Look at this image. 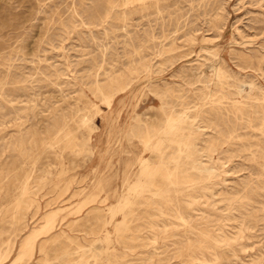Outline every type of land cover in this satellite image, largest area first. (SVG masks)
<instances>
[{"label": "rangeland", "instance_id": "374dc122", "mask_svg": "<svg viewBox=\"0 0 264 264\" xmlns=\"http://www.w3.org/2000/svg\"><path fill=\"white\" fill-rule=\"evenodd\" d=\"M220 66L230 75L224 87L230 89L223 98L225 104L239 101L243 114L216 116L208 111L197 123V146L204 157L212 152L213 173L208 175L213 178L208 176L192 193L171 190L168 197L153 195L150 204L138 202L128 217L130 229L122 230L119 238L114 223L123 214L112 215L110 209L137 179L141 159L151 155L137 134L145 129L144 123L153 127L163 124L173 111L192 110L200 104L208 109L215 97L209 91L222 92L218 80L212 78ZM122 86L124 90L119 91ZM239 87L245 91L239 93ZM105 91L115 92L110 105ZM263 93L264 0H0V231L10 228L6 234L1 231L0 238L12 234L17 223L22 227L20 241L43 223L48 210L60 206L57 226L50 234L41 235L39 242L63 229L66 236L58 241L73 249L71 257L75 259L83 251L81 247L96 243L106 249L103 264L116 260L115 264H218L215 255L222 254L212 244L204 255L199 253L200 263L175 255L186 247L187 234L198 245L201 237L197 229H205L231 243L240 255V264H263ZM64 119L74 127L67 139L55 141L41 152ZM70 139L75 143L73 148L65 146ZM206 147L216 148L208 152ZM25 169L31 171L33 185L31 194L23 197L26 200L21 198L19 208L13 193ZM190 170L200 174L197 169ZM144 194L152 196L151 191ZM178 212L184 222L177 217ZM108 219L111 222L107 224ZM187 222L196 231H188ZM105 231L109 240L102 236ZM90 254L88 251L86 257L93 263L95 258ZM43 255L37 251L34 260L26 264H43Z\"/></svg>", "mask_w": 264, "mask_h": 264}, {"label": "bare ground", "instance_id": "6f19581e", "mask_svg": "<svg viewBox=\"0 0 264 264\" xmlns=\"http://www.w3.org/2000/svg\"><path fill=\"white\" fill-rule=\"evenodd\" d=\"M226 29V28H225ZM179 31V30H178ZM175 33V32H174ZM232 34V33H231ZM205 40V39H204ZM231 43V42H230ZM205 44V43H204ZM215 48V47H214ZM180 49V48H179ZM206 50V49H205ZM168 51V50H167ZM155 54V53H154ZM212 54V53H211ZM133 56V55H132ZM195 56V55H194ZM159 57V56H158ZM215 57V56H214ZM209 59V58H208ZM207 59V60H208ZM160 64V63H159ZM142 65V64H141ZM147 65V64H145ZM150 65V64H149ZM216 66V65H215ZM11 67V66H10ZM136 68V67H135ZM142 68V67H141ZM144 68V67H143ZM170 68V67H169ZM146 69V68H144ZM148 69H149V66H148ZM216 69V70H215ZM214 69V76L218 81H216V83H218L220 86H221V89L222 92L221 93H213L212 92V89L213 87H209V89H211L209 92L211 93V95H215L214 98H211L210 100V104H209V107L208 109H206L204 107L203 104H200V102H198L200 105L198 106H195L194 109H184L182 107V110L181 112H178V113H175L173 110V112L167 114V116L165 117V120L163 121V124L161 123V125L157 124L158 126H155L153 127V125L151 124H148V123H144L145 124V129L137 134V136L140 137L142 143H143V146L144 148H146L147 150H149V153L151 151V155L149 156H144L142 159H141V162H140V170L138 171V176L136 177L137 179L132 183L130 184L129 186V189H125V191H123L122 195L120 196L119 200L117 201V203H114V206L111 207L110 211L112 213V215L116 214V212L118 213L119 211L123 214L122 216V219H119L117 221H115L116 223L115 224V228H116V233H118L120 236L119 238L122 236L121 235V231L125 230L126 229H130V226H129V223L128 221H130V219L128 218L129 215L133 214V211L135 207V205L142 201L143 203H145L144 201H146V203L148 202H152L151 199H153V195H160L162 194L163 196L165 197H168L166 196V193L171 191V190H174V191H180V192H190L192 193V191L196 188V186L204 181L205 179H207V177L209 176L208 174H211L213 173V166L210 164V161H211V158L213 157L212 155V152H209L214 150V148L216 147H213V149H211L212 147H206L208 149V154H206L207 157H204L205 154H202L200 152V149L198 148L197 146V141H196V138L198 137V132H199V128H200V125H198V121L200 120V117L206 112L208 113V111L211 112H215V114H217L216 116H219V115H230L232 112V114H236V115H239V114H243V109L242 107L239 105V101L238 102H234L231 104V106L225 104V101H224V97L227 98L230 91V89L226 88V90H224V87L226 85V80H227V77L230 76V75H227V72L220 66V67H216ZM132 70V69H131ZM142 70V69H141ZM135 71V70H134ZM144 71V70H143ZM150 71V70H149ZM132 72V71H131ZM140 72V71H139ZM130 73V72H129ZM131 74V73H130ZM121 77V75H120ZM130 77V76H129ZM128 77V78H129ZM234 77V75H233ZM211 78V77H210ZM233 79V78H232ZM122 80V79H121ZM199 80V79H198ZM208 80V79H207ZM206 80V81H207ZM213 80V79H212ZM111 81V80H110ZM116 82H118L116 80ZM150 82V81H149ZM200 82V81H199ZM210 82V81H209ZM238 82H240V80H238ZM255 82V81H253ZM112 83V82H110ZM207 83V82H206ZM228 83V82H227ZM115 84V83H114ZM119 84V82H118ZM117 84V85H118ZM122 84V83H121ZM229 84V83H228ZM227 84V85H228ZM116 85V86H117ZM126 85V83H125ZM226 85V86H227ZM112 86V85H111ZM131 86V85H130ZM204 86V85H203ZM100 90L102 89V87L100 85L97 86ZM96 87V88H97ZM110 87V86H109ZM115 87V86H114ZM206 87V86H205ZM208 87V86H207ZM216 87V86H214ZM219 87V86H217ZM231 87V86H230ZM248 87V86H247ZM105 88V87H104ZM116 88V87H115ZM170 88V87H169ZM252 88V87H251ZM256 88V87H255ZM114 89V88H113ZM123 89L124 90V86H122L119 91ZM167 89V88H165ZM171 89V88H170ZM206 89V88H205ZM208 89V88H207ZM206 89V91H207ZM216 89H219V88H216ZM215 89V90H216ZM112 90V89H111ZM115 90V89H114ZM118 90V89H116ZM202 90V89H201ZM235 90V89H234ZM238 92L239 93H242L243 91H245L243 88L239 87L238 89ZM253 90V89H252ZM169 91V90H167ZM214 91V90H213ZM219 90H216L214 92H218ZM247 91V90H246ZM255 91V90H254ZM98 92V91H97ZM100 92V91H99ZM102 92V91H101ZM105 92H108V91H105ZM114 91H111V93L109 94H105L104 93V98H105V101L108 103V105L111 104L112 102V98L115 94L112 93ZM118 92V91H117ZM166 92V91H165ZM252 92V91H251ZM263 92V91H262ZM205 93V92H204ZM207 93V92H206ZM248 93V92H247ZM102 94V93H101ZM238 94V93H236ZM245 94V93H244ZM264 94V93H263ZM164 95V94H163ZM201 95V93H200ZM208 95V94H207ZM206 95V96H207ZM246 95V94H245ZM261 95V94H260ZM199 96V94H198ZM240 96V95H239ZM243 96V95H242ZM259 96V95H257ZM205 97V96H204ZM212 97V96H211ZM250 97V96H249ZM255 97V96H253ZM132 98V97H131ZM209 98V97H208ZM245 98V97H244ZM129 99V98H128ZM200 99V98H199ZM203 99V98H202ZM166 100V99H165ZM197 100V99H196ZM201 100V99H200ZM242 100V99H241ZM256 100V99H255ZM198 101V100H197ZM183 102V101H182ZM181 102V103H182ZM204 102V101H203ZM209 102V100H208ZM190 103V102H189ZM188 103V104H189ZM196 103V102H195ZM238 103V104H237ZM242 103V102H241ZM258 103V102H257ZM230 104V103H229ZM251 104V103H250ZM172 105V104H171ZM174 105V104H173ZM249 105V104H248ZM136 106V105H135ZM165 106V105H164ZM194 106V105H193ZM112 107V106H111ZM169 107V106H168ZM257 107V106H256ZM255 107V108H256ZM260 107V106H259ZM263 107V106H262ZM162 109V108H161ZM168 109V108H167ZM171 109V107H169V110ZM174 109V107H173ZM181 109V108H180ZM175 110V109H174ZM179 110V108L177 109ZM255 110V109H254ZM263 110V109H262ZM163 111V109H162ZM180 111V110H179ZM248 111V110H247ZM260 111V108L259 110ZM164 112V111H163ZM257 112V111H256ZM261 112V111H260ZM249 115V114H248ZM208 116V114H207ZM242 116V115H241ZM231 117V116H229ZM119 118V117H118ZM136 118V117H135ZM140 118V116H139ZM235 118V117H234ZM241 118V117H240ZM142 119V118H141ZM164 119V118H163ZM202 119V118H201ZM231 119V118H230ZM242 119V118H241ZM143 120V119H142ZM140 120V121H142ZM213 120V119H212ZM229 120V118H228ZM227 120V123H229L230 121ZM235 120V119H234ZM237 120V119H236ZM240 120V119H239ZM261 120V119H260ZM263 120V119H262ZM87 121H88V118H85L83 119V122L84 124L86 123L87 124ZM116 121V120H115ZM126 121V120H125ZM124 121V122H125ZM138 121V120H137ZM202 121V120H201ZM204 122V121H203ZM202 122V123H203ZM208 122V121H206ZM212 122V121H211ZM262 122V121H261ZM137 123V122H136ZM160 123V121H159ZM241 123V122H240ZM125 124V123H124ZM140 124V123H139ZM137 124V126L139 125ZM142 124V123H141ZM210 124V122H209ZM215 124V123H213ZM231 124V123H230ZM245 124V123H244ZM253 124V123H252ZM82 125V124H81ZM135 125V124H134ZM225 125V124H224ZM85 126V125H84ZM215 126V125H214ZM244 126V125H243ZM246 126V125H245ZM87 127V126H86ZM121 127V125H120ZM217 128H219L218 126H216ZM226 127V126H225ZM74 128V127H73ZM73 128L70 126L69 122L64 119L63 123L61 124V126L59 127L58 129V132L57 134L54 136V138L50 141L47 142V144H43V146L41 147V152L45 151L48 147L50 146H53L52 144H55L54 142L55 141H58V140H62V142L64 141L62 138H66L67 136H69V134L71 133V131L73 130ZM88 128L90 130H93V127L89 124L88 125ZM117 128V127H116ZM119 128V127H118ZM131 128V127H130ZM136 128V127H135ZM140 128V127H139ZM215 128V127H214ZM223 128V127H222ZM227 128V127H226ZM225 128V129H226ZM232 128V127H231ZM230 128V129H231ZM253 128V127H252ZM88 129V130H89ZM204 129V128H203ZM224 129V128H223ZM233 129V128H232ZM264 129V128H262ZM123 130V129H121ZM131 130V129H130ZM138 131V129H136ZM141 130V129H140ZM217 130V129H216ZM235 130V128H234ZM254 130V129H253ZM78 131V130H77ZM116 131V130H115ZM127 130H125L126 132ZM129 131V130H128ZM207 131V130H206ZM212 131H214V129H212ZM224 131V130H223ZM76 132V131H75ZM124 132V133H125ZM136 132V131H135ZM140 132V131H139ZM220 132V130H219ZM217 133V132H216ZM262 133V132H261ZM127 134V133H126ZM136 134V133H135ZM134 134V135H135ZM228 134V132L226 133ZM217 137H218V134H216ZM72 136V134H71ZM127 136V135H126ZM136 136V135H135ZM213 136V135H212ZM229 136L230 133H229ZM233 136V135H232ZM239 136V135H238ZM76 137V136H75ZM89 137V136H88ZM130 137V136H129ZM208 137V136H207ZM69 138V137H68ZM73 138V137H72ZM83 138V137H82ZM91 138V136H90ZM120 138V137H119ZM123 138V137H122ZM219 138H221V135L219 136ZM232 138V137H231ZM237 138V137H236ZM235 138V139H236ZM240 138V136H239ZM67 139V138H66ZM75 139V138H74ZM77 139V138H76ZM79 139V138H78ZM84 139V138H83ZM129 139V138H128ZM139 139V138H138ZM204 139V138H203ZM223 139H226V138H223ZM263 139V138H262ZM88 140V139H87ZM130 140H132L130 138ZM211 140V139H210ZM216 140V139H215ZM241 140V139H240ZM46 141V140H45ZM85 141V140H84ZM90 141V140H89ZM105 141V140H104ZM112 141V140H111ZM140 141V140H138ZM140 141V142H141ZM213 141V140H212ZM217 141V140H216ZM235 141V140H234ZM238 141V140H237ZM248 141V140H247ZM246 141V142H247ZM263 141V140H262ZM61 142V141H60ZM83 142V141H81ZM118 142V141H117ZM222 142V141H221ZM232 142V141H231ZM253 142V141H252ZM58 143V142H57ZM86 143V141H85ZM110 143V141H109ZM212 143V142H211ZM209 143V144H211ZM235 143V142H233ZM249 143V142H248ZM247 143V144H248ZM254 143V142H253ZM90 144V143H89ZM120 144V143H119ZM217 144V143H216ZM255 144V143H254ZM85 145V144H84ZM229 145V144H228ZM232 145V144H231ZM246 145V144H245ZM65 146H70L71 148H73L75 146V143H73V140H69ZM82 146V145H81ZM80 146V147H81ZM201 146V145H200ZM209 146V145H208ZM211 146V145H210ZM215 146V145H214ZM230 146V145H229ZM243 146V145H242ZM257 146V144L255 145ZM245 147V146H244ZM250 148L252 146H249ZM248 147V149H249ZM258 147V146H257ZM85 149H87L85 146H84ZM93 148V147H92ZM172 149V150H168V149ZM201 148V147H200ZM205 148V147H204ZM232 148V147H231ZM49 149V148H48ZM47 149V150H48ZM82 149V148H81ZM89 149V147H88ZM225 149V148H224ZM260 149V148H259ZM262 149V148H261ZM90 150V149H89ZM106 150V149H105ZM206 150V149H205ZM227 150V148L225 149V151ZM236 150V149H235ZM244 150V149H243ZM245 150L247 151V149L245 148ZM255 150V149H253ZM91 151V150H90ZM230 151V150H229ZM251 151V149H250ZM40 152V153H41ZM94 152V148H93V151L91 153V155L93 154ZM233 152V151H232ZM221 153V152H220ZM231 153V151H230ZM235 153V152H233ZM238 153V152H237ZM262 153V152H261ZM62 153H60L61 155ZM223 154V153H222ZM227 154V153H226ZM225 154V155H226ZM263 154V153H262ZM261 154V155H262ZM40 154H38L39 156ZM103 155V154H102ZM259 156V155H258ZM263 156V155H262ZM36 157V156H35ZM154 157L156 159H154ZM223 157V155H222ZM229 157V156H228ZM233 157V155H232ZM224 158V157H223ZM100 160V159H99ZM263 160V159H262ZM220 161V160H219ZM215 162V161H213ZM264 162V160H263ZM35 164V161L33 162ZM128 163V162H127ZM262 163V162H261ZM24 164V163H23ZM62 164V162H61ZM117 164V163H116ZM263 164V163H262ZM32 165V164H31ZM223 165V164H222ZM259 165V164H258ZM78 167V166H77ZM76 167V168H77ZM263 167V166H261ZM190 168H194V169H197L198 172L200 174H197L195 175L194 172H192L190 170ZM94 169V168H93ZM196 170V171H197ZM15 171V170H14ZM16 172V171H15ZM218 172V170L216 171ZM12 174V173H10ZM14 174V173H13ZM66 174V173H65ZM16 175V174H15ZM31 171L28 170V169H25L24 171V176L22 178V180L20 181V183L17 185V190L13 193L14 195H17V198H18V201H16V204L19 208L20 205H21V198H23L24 196H27L29 194H31V187H32V183H31ZM45 175V174H44ZM216 175V174H215ZM6 176V175H5ZM212 176V174H211ZM209 176L210 178H213ZM59 177V176H58ZM208 177V178H209ZM74 180V178H72ZM17 180V179H16ZM126 180V179H125ZM129 181V180H127ZM210 181V180H209ZM50 182V180H49ZM212 182V181H211ZM1 183V182H0ZM13 183V182H12ZM37 183V182H36ZM128 183V182H127ZM32 184V185H31ZM15 185V184H14ZM35 185V184H34ZM98 185V184H97ZM41 186V185H40ZM99 186V185H98ZM208 186V185H206ZM73 187V186H72ZM156 187V190H154L153 188ZM203 187V186H202ZM9 188V187H8ZM68 188V187H67ZM82 188V187H81ZM80 188V189H81ZM114 188V187H113ZM62 189V188H61ZM35 190V189H34ZM82 190V189H81ZM154 190V191H153ZM7 191V190H6ZM92 191V190H91ZM90 191V192H91ZM98 191V190H97ZM145 191H151L152 192V196H149V195H146L144 194ZM204 191V190H203ZM83 192V190H82ZM125 192V193H124ZM175 192V193H177ZM74 193H77V192H74ZM79 193V191H78ZM100 193V192H99ZM121 193V192H120ZM80 194V193H79ZM89 194V193H88ZM181 194V193H180ZM6 195V194H5ZM107 195V194H105ZM189 196V194H187ZM237 195V194H236ZM7 196V195H6ZM95 196V194H94ZM92 196V198L94 197ZM98 196V195H97ZM101 196V195H100ZM196 196V195H195ZM91 197V195L89 196ZM89 197H87L89 199ZM157 197V196H155ZM177 197V196H176ZM193 197V196H191ZM16 198V199H17ZM27 198V197H25ZM23 198V200L25 199ZM107 198V197H106ZM185 198V196H184ZM188 198V197H187ZM196 198V197H194ZM34 199V198H33ZM95 199V197L93 198ZM241 199V198H240ZM26 200V199H25ZM29 201V199H27ZM32 200V199H31ZM35 200V199H34ZM92 200V199H91ZM104 200V199H103ZM102 200V201H103ZM164 200H167L166 198ZM230 200V199H229ZM27 201V202H28ZM86 201V200H85ZM89 201V200H88ZM87 201V202H88ZM93 201V200H92ZM101 201V200H100ZM169 201V200H168ZM179 201V200H178ZM191 201V200H190ZM194 201V200H193ZM26 202V201H24ZM26 202V203H27ZM162 202V201H161ZM167 202V201H166ZM170 202H172L170 200ZM186 202V201H185ZM189 202V201H188ZM192 202V201H191ZM6 203V202H5ZM11 203V202H10ZM24 203V204H26ZM80 203V202H79ZM83 203V202H82ZM28 204V203H27ZM26 204V205H27ZM150 204V203H148ZM177 204V203H176ZM4 205V204H3ZM9 205V204H7ZM71 205V204H70ZM82 205V204H81ZM100 205V204H99ZM160 205V204H159ZM171 205V204H170ZM65 206V205H64ZM76 206V205H75ZM96 206V205H94ZM108 206V205H107ZM106 206V207H107ZM152 206V205H151ZM173 206V205H172ZM178 206V205H177ZM1 207V206H0ZM70 207V206H69ZM109 207V206H108ZM107 207V208H108ZM149 207V206H148ZM7 208V206H6ZM17 208V207H16ZM27 208V207H26ZM64 210L66 207H63ZM74 208V207H73ZM82 208V207H81ZM90 208V207H89ZM97 208V207H96ZM138 208V207H137ZM161 208V207H159ZM170 208V207H169ZM198 208V207H197ZM68 209V207H67ZM66 209V210H67ZM171 209V208H170ZM177 209V208H176ZM14 210V209H13ZM16 210V209H15ZM63 210V211H64ZM71 210V209H70ZM73 210V209H72ZM77 210V209H76ZM154 210V209H153ZM166 210V209H165ZM69 211V210H68ZM162 211V210H160ZM174 211V210H173ZM176 211V210H175ZM174 211V212H175ZM14 212V211H13ZM22 212V211H21ZM62 212V208L60 206L56 207V208H53V209H50L48 210L45 215H44V221L43 223L39 226V227H32L33 229H31L28 233H26V235L24 237H22V239L19 241L18 240V236H19V232L21 230L22 227H20L19 225H17V223L14 225V229H13V233L11 234H7L8 236L5 237V238H0V264H26L28 262H31L34 260L35 256H36V253L37 251H40L43 255V257L41 256V260L43 262V264H74L75 262H84L85 264H97L98 260H101V263L103 264L104 261H102V259L104 258V255H105V250L104 249L105 247L103 246H100V245H97L96 243H94L93 245H91L90 247H81L80 245V249H83V251L80 253V256L78 259H75V258H72V254L73 253V249L71 250L70 247H63L60 245L59 243V238L60 236H64L65 235V230L61 229V232L59 230V234H55L53 236H50V238L48 239H51V243L52 245H49L48 244V239L42 241V242H39L40 240V237L41 235L43 234H50V231H52L57 225H56V219L59 215V213ZM71 212V211H70ZM135 212V211H134ZM148 212V211H147ZM189 212V211H188ZM16 213V212H15ZM15 213L13 215H15ZM69 213V212H68ZM172 213V212H171ZM26 214V213H25ZM166 214V212H165ZM163 213V215H165ZM173 214V213H172ZM24 215V214H23ZM107 215V214H106ZM111 215V216H112ZM137 215V214H136ZM167 215V214H166ZM189 215V214H188ZM195 215V214H194ZM65 216V215H63ZM158 216V215H157ZM174 216V215H173ZM114 217V216H113ZM176 217V216H175ZM177 217L181 218L180 220H186L183 216V214L181 212H178V215ZM188 217V216H187ZM199 217V216H198ZM63 217H61L62 219ZM79 218V217H78ZM106 218V217H105ZM111 218V217H110ZM170 218H173L172 216ZM195 218V217H194ZM18 219V218H17ZM112 219V218H111ZM111 219L107 220L106 223L108 224L109 222H111ZM175 219V218H174ZM173 219V220H174ZM196 219H197V216H196ZM203 219V217H202ZM19 220V219H18ZM17 220V221H18ZM23 220V218H22ZM139 220V219H138ZM168 220V219H167ZM244 220V219H243ZM12 221V220H11ZM21 221V220H20ZM153 221V220H152ZM159 221V220H158ZM176 221H178V219H176ZM183 221V222H184ZM174 222V221H173ZM181 222V221H180ZM203 222V220H202ZM85 223V222H84ZM156 224V222H154ZM163 223V222H162ZM161 223V224H162ZM177 223V222H176ZM96 224V223H94ZM105 224V223H104ZM138 224V223H137ZM158 224V223H157ZM180 224V223H179ZM187 226H188V231H196L194 229H197L195 228L192 224L188 223L187 222ZM199 224V223H198ZM217 224V223H216ZM29 225V224H28ZM151 225H153L151 223ZM159 225V224H158ZM164 225V224H163ZM167 225V223H166ZM165 225V226H166ZM171 225V223L169 224ZM181 225V224H180ZM178 225V226H180ZM185 225V223L183 224ZM182 225V226H183ZM214 225V224H213ZM73 226V225H72ZM113 226V225H112ZM157 225H155L156 227ZM162 226V225H160ZM212 226V225H211ZM2 227V226H1ZM152 227V226H151ZM154 227V226H153ZM170 227V226H169ZM177 227V226H176ZM28 228V227H27ZM114 228V226H113ZM157 228V227H156ZM164 228H167V227H164ZM175 227H173L174 229ZM179 228V227H178ZM216 228H219L217 227L216 225ZM3 229V228H2ZM1 229V231H3ZM10 229V228H8ZM8 229L6 231H8ZM102 229V227H101ZM152 229V228H151ZM159 229V228H157ZM162 229V228H161ZM221 229V228H220ZM5 230V229H4ZM106 230V229H105ZM108 230V229H107ZM132 230V229H131ZM130 230V231H131ZM166 230V229H165ZM171 230V229H170ZM0 231V232H1ZM6 231H3L4 233ZM118 231V232H117ZM153 231V229H152ZM185 231V230H184ZM188 231L186 233H188ZM240 231V230H239ZM237 231V233L239 232ZM103 232V231H102ZM108 232V231H105V233ZM114 232V231H113ZM134 232V231H133ZM197 232L199 234V236L201 237V240L199 242L198 245H195L194 243V239L191 238L189 236V234H187V238H188V242L186 244V247L184 249H181L180 250L178 249L176 254L175 255H183V256H186L185 258H188V259H196L198 260L200 257L199 253L204 255L205 254V250L208 249L210 247L209 244H212L214 245V247H217L219 250H220V253L222 254V256H219V254L215 255V259L217 260L218 264H240L238 259L240 258V255L238 254V252L235 250V248L233 247V245H231V243L229 244L227 240L225 239H219L217 237H214L210 231L208 230H205V229H197ZM56 233V232H54ZM124 233V232H122ZM154 233V232H153ZM176 233V232H175ZM222 233V232H221ZM224 233V232H223ZM228 233V232H227ZM241 234L242 231L240 232ZM6 234V233H5ZM99 234V233H98ZM109 234V233H108ZM106 233V235H102L104 236L103 238L104 239H108L109 240V235ZM174 234V233H173ZM177 234V233H176ZM175 234V235H176ZM233 234V233H232ZM240 234V235H241ZM153 235V234H152ZM180 235V234H179ZM224 235V234H223ZM227 235V234H226ZM229 235H231L229 233ZM236 235V233L234 234ZM3 236V235H2ZM21 236V235H20ZM66 236V235H65ZM98 236V235H97ZM118 236V235H117ZM169 236V235H168ZM166 236V237H168ZM195 236V235H193ZM225 236V235H224ZM222 236V237H224ZM228 236V235H227ZM133 237V236H131ZM135 237V236H134ZM232 237V235H231ZM65 238V237H64ZM68 238L70 239V241L73 240V238L70 236H68ZM136 238V237H135ZM152 238V237H151ZM157 238V237H156ZM155 238V239H156ZM172 238V237H171ZM170 238V239H171ZM175 238V237H174ZM198 238V237H197ZM225 238V237H224ZM45 239V238H44ZM67 239V238H66ZM102 238H97L96 240H101ZM103 239V240H104ZM112 239V238H111ZM137 239V238H136ZM181 239V237H180ZM194 241H193V240ZM200 239V238H199ZM42 240V239H41ZM116 240V239H115ZM118 240V239H117ZM148 240V239H147ZM154 240V239H152ZM66 241V240H65ZM69 241V240H68ZM76 241V240H75ZM156 241V240H155ZM174 241V240H173ZM176 241V240H175ZM103 242V241H102ZM150 242V241H149ZM172 242V241H171ZM179 242V241H178ZM177 242V243H178ZM40 243V244H39ZM148 243V241H147ZM146 243V244H147ZM174 243V242H173ZM177 243L176 245L174 246H177ZM63 244V243H62ZM142 244V243H141ZM166 244V243H165ZM164 244V245H165ZM64 245V244H63ZM78 245V244H77ZM182 245V244H181ZM161 246V245H160ZM163 246V244H162ZM167 247V246H166ZM178 247V246H177ZM164 248V247H162ZM175 248V247H173ZM211 248V247H210ZM109 249V248H107ZM166 249V248H164ZM163 249V250H164ZM198 249H200L198 251ZM78 250V249H77ZM162 250V251H163ZM264 250V249H263ZM90 251L91 254L94 256L95 258V261L92 263L91 261H89V259H87L86 255H87V252ZM161 251V250H160ZM77 252V251H76ZM171 252V251H170ZM169 252V253H170ZM172 252H175V251H172ZM214 252V251H212ZM264 252V251H263ZM110 253V252H108ZM168 253V252H167ZM208 253V251H207ZM78 254V253H77ZM76 254V255H77ZM90 254V255H91ZM174 254V253H173ZM264 254V253H263ZM107 255V254H106ZM170 255V254H169ZM260 255V253H259ZM72 256V257H71ZM110 256V255H109ZM107 256L106 259H110V257ZM161 256V255H159ZM210 256V255H209ZM260 256H263V255H260ZM92 257V256H91ZM115 257V256H114ZM163 257V256H162ZM167 257V256H166ZM175 257V256H174ZM223 257V258H222ZM259 257V256H258ZM146 258V257H144ZM152 258V257H151ZM176 258V257H175ZM250 258V257H249ZM255 258V257H254ZM254 258H252L254 260ZM262 258V257H261ZM264 258V257H263ZM105 259V260H106ZM116 259V258H115ZM204 259V258H203ZM258 259V258H257ZM148 260V258L146 259ZM150 260V259H149ZM163 260V259H161ZM98 261V262H97ZM117 261V260H116ZM116 261L113 263L115 264ZM185 261V260H184ZM189 261V260H188ZM205 261V260H204ZM210 261V260H209ZM213 261V260H212ZM244 261V260H242ZM262 261V260H261ZM38 262V261H36ZM110 262V260H109ZM180 262V261H179ZM199 262V260H198ZM247 262V261H246ZM256 262V261H255ZM79 263V264H80ZM108 263V262H107ZM106 263V264H107ZM168 263V262H167ZM183 263V262H182ZM186 263H188L186 261ZM200 263V262H199ZM244 263V262H243ZM253 263V262H252ZM251 262L250 263H244V264H252ZM77 264V263H76ZM191 264V263H190ZM210 264V263H209ZM264 264V263H263Z\"/></svg>", "mask_w": 264, "mask_h": 264}]
</instances>
